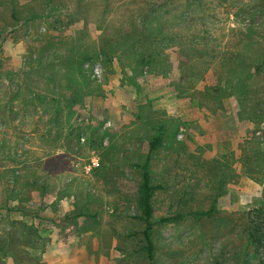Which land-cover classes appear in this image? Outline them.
<instances>
[{"label": "rangeland", "instance_id": "1", "mask_svg": "<svg viewBox=\"0 0 264 264\" xmlns=\"http://www.w3.org/2000/svg\"><path fill=\"white\" fill-rule=\"evenodd\" d=\"M256 209L264 0H0V264H247Z\"/></svg>", "mask_w": 264, "mask_h": 264}, {"label": "trees", "instance_id": "2", "mask_svg": "<svg viewBox=\"0 0 264 264\" xmlns=\"http://www.w3.org/2000/svg\"><path fill=\"white\" fill-rule=\"evenodd\" d=\"M151 149L158 143L156 139ZM155 186L152 183L149 162L142 166V181L139 186L137 205L140 210L139 218L145 223L144 237L148 242L147 250L151 256L154 245L151 239V232L156 220H154V198ZM246 243L240 248L245 256V263H249L253 258L264 254V209L252 210L248 213L247 221L243 229ZM13 236V234H11Z\"/></svg>", "mask_w": 264, "mask_h": 264}]
</instances>
